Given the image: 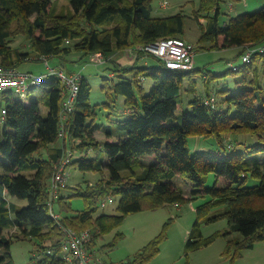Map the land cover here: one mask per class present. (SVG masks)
<instances>
[{"label": "trees", "instance_id": "16d2710c", "mask_svg": "<svg viewBox=\"0 0 264 264\" xmlns=\"http://www.w3.org/2000/svg\"><path fill=\"white\" fill-rule=\"evenodd\" d=\"M222 2L200 0L194 10L193 19L201 29L196 50L238 47L236 59L248 48L264 46V5L221 24ZM69 3V8H62L58 0H0V64L21 68L50 58L63 62L74 51L109 58L116 50L126 49L134 52V62H118L113 76L104 77L102 87L110 97L103 102L110 108L107 126L98 122L103 108L90 102L92 84L82 74L75 109L65 120V84L56 75L30 89L28 93L38 91L27 99L14 91L0 95V264H16L11 253L16 240L34 241L33 264H67L62 256L64 227L92 228L90 246H95L132 213L182 205L203 196L210 198L197 206L185 244L187 254L220 236L227 241L226 256L234 258L264 241V51H255L251 62L237 70L231 68L244 74L235 89L222 90L225 95L217 97L215 104H206L205 99L214 95L209 92L206 98L195 97L191 109L177 113L185 78L202 71L207 80L205 68L173 70L139 46L162 38H184L187 16L182 11L156 16L153 0ZM17 37L25 38L27 50L12 45ZM147 76L154 80L148 92ZM121 96L125 108L115 111ZM97 131L103 132V139ZM191 135L215 137L218 149L192 153ZM233 136L235 143H226ZM67 149L73 152L70 165L74 169L100 174L95 182L74 186L76 192L69 196L84 199L78 209L62 192L54 199L49 189ZM210 173L217 178L212 186L205 181ZM177 176L192 182L190 193L177 185ZM108 196L118 201L117 211L96 215L101 200ZM23 200L27 204L22 205ZM56 200L61 201L60 213L54 207L59 217L51 211ZM67 210L74 212L62 214ZM224 219L227 229L204 235V224ZM165 237L159 234L124 264L150 261Z\"/></svg>", "mask_w": 264, "mask_h": 264}, {"label": "rangeland", "instance_id": "374dc122", "mask_svg": "<svg viewBox=\"0 0 264 264\" xmlns=\"http://www.w3.org/2000/svg\"><path fill=\"white\" fill-rule=\"evenodd\" d=\"M60 7L69 8V0H58ZM163 0H153L154 15L170 16L179 12H183L187 17L185 25L184 38L195 43L201 34V29L197 20L193 19L194 10L199 7L200 0H164L168 2L167 7H162ZM220 23L224 24L230 16L244 12H253L259 10L264 5V0H223L221 3ZM12 45L27 50L28 44L24 37H17ZM238 47L223 48V49H202L195 54L194 67L197 69L205 68L207 74L206 80L204 73L198 71L197 75L192 79L186 77L183 83L181 94L182 101L177 109V113H182L184 110L191 109V101L195 97H205L207 93H214L218 100L222 99L225 92L222 90L237 86V81L244 74L243 70L231 71L233 65L240 66L245 63L243 54L239 53ZM134 52L130 49L116 50L109 56L105 57L104 62H96L92 59V54H84L83 52L74 51L66 60L61 62L58 58H50L48 60L31 61L21 66L22 71H32L37 74L48 72L49 66L56 69H62V66L67 70L80 73L89 78L92 84V93L90 102L99 104L98 107L103 108L99 111L98 122H105L109 125L110 120L106 118L109 107L104 106L103 102L110 100L103 85L106 84L104 77H112L115 64L118 62L124 65H130L134 62ZM153 62V60H151ZM150 62V60H148ZM157 63L156 61L153 62ZM58 66V67H57ZM206 66V67H205ZM69 71V72H70ZM72 73V72H71ZM112 84L111 80L108 81ZM146 91H150L154 84L152 77L144 78ZM193 87L194 90H190ZM38 88L22 97L27 99L29 96L37 93ZM18 94L17 91H14ZM206 98V97H205ZM113 107L115 111H121L125 108L123 97H119ZM113 111V110H112ZM109 116V115H108ZM99 139L104 138L102 131L96 133ZM238 138L242 136H237ZM249 140V137H247ZM257 141L253 137V142ZM215 137H200L191 135L189 137V146L191 152L198 150H217L218 144ZM58 143L54 145H58ZM226 143H235L234 136L228 138ZM53 145V146H54ZM241 146H237L240 149ZM68 184L69 187L62 190V194L67 197V200L72 202L73 208L78 209L84 206V199L80 196L69 195L74 194L76 189L74 186L82 182L85 184L87 180L95 182L99 177V173L82 172L74 169L71 165L68 168ZM178 186L183 188L187 193L191 192L192 182L184 177L177 176L175 179ZM206 185L212 186L217 181L214 173L207 176ZM253 180V184L257 183ZM250 183L251 180H250ZM15 198V197H14ZM210 196L199 197L195 200L186 202L182 205L168 204L164 207L153 210H143L132 213L126 217L120 226L115 227L109 233L100 237L94 246L98 256L108 264H124L133 261L137 252L142 249L152 239L159 234L164 233L166 237L161 243L159 253L150 261L143 264H264V241L256 243L254 248H245L241 251V256L234 258L226 256L225 249L227 241L224 237H218L209 246L199 250L186 253L185 244L188 239L190 229L192 228L197 213V206L206 201ZM27 204V200H23V204ZM118 201L109 202L106 207H100L96 215L104 211L105 213H115L117 211ZM54 207L60 213L61 201L56 200ZM73 210L63 211L62 214H71ZM228 228L226 219L217 222L204 224L203 233L205 236L213 234L216 230H225ZM34 248L33 240H16L11 246V253L16 264H33L32 249Z\"/></svg>", "mask_w": 264, "mask_h": 264}, {"label": "built area", "instance_id": "2783aa9c", "mask_svg": "<svg viewBox=\"0 0 264 264\" xmlns=\"http://www.w3.org/2000/svg\"><path fill=\"white\" fill-rule=\"evenodd\" d=\"M162 7H167L168 2L162 1ZM140 49L154 53L161 58L167 67L179 71H191L194 69L196 46L193 42L184 38H162L153 43L139 46ZM264 51V46L251 47L243 53L245 64L251 62L253 53L255 51ZM93 61L104 62L105 56L102 53L92 54ZM234 70L238 66L233 65ZM46 73H34L31 71H22L20 68L6 66L0 64V95L5 91H17V93L24 97L25 93L41 84L48 76L56 75L62 79L65 84L62 118L66 119L69 113L73 112L75 102L80 90L81 74L72 72H65L64 69H56L49 66ZM26 93V94H27ZM217 97L212 95L205 99L206 104H215ZM6 110H3L5 113ZM64 125L60 132V136H64ZM73 152L66 150V153L61 158L57 170L50 182V192L54 199L61 195L64 188L68 186V168L72 160ZM112 196H108L101 200V207H106L109 202H114ZM52 214L59 217V214L54 211V204L51 206ZM65 238L62 246V256L67 264H108L103 261L97 254L94 246H90L94 238V230L92 228H85L76 230L72 227H64Z\"/></svg>", "mask_w": 264, "mask_h": 264}, {"label": "crops", "instance_id": "0c3cea01", "mask_svg": "<svg viewBox=\"0 0 264 264\" xmlns=\"http://www.w3.org/2000/svg\"><path fill=\"white\" fill-rule=\"evenodd\" d=\"M12 200L16 201L15 199L12 198Z\"/></svg>", "mask_w": 264, "mask_h": 264}]
</instances>
